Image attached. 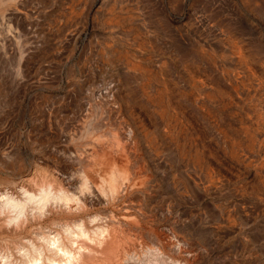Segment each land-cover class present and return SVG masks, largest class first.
I'll return each mask as SVG.
<instances>
[{"label":"bare ground","instance_id":"6f19581e","mask_svg":"<svg viewBox=\"0 0 264 264\" xmlns=\"http://www.w3.org/2000/svg\"><path fill=\"white\" fill-rule=\"evenodd\" d=\"M22 3L0 0V264H222L209 212L202 224L185 209L206 193L198 154L168 123L159 134L128 117L118 81L23 110L50 86L30 69Z\"/></svg>","mask_w":264,"mask_h":264},{"label":"rangeland","instance_id":"374dc122","mask_svg":"<svg viewBox=\"0 0 264 264\" xmlns=\"http://www.w3.org/2000/svg\"><path fill=\"white\" fill-rule=\"evenodd\" d=\"M22 4L26 28L33 24L25 49L37 54L30 69L49 70L36 81L50 86L31 90L23 110L35 95L52 99L118 81L128 117L159 134L168 123L198 154L206 193L185 209L201 223L209 212L214 257L264 264V0ZM126 67H144V78ZM140 82L154 83L155 91L137 92ZM203 177L211 181L209 192Z\"/></svg>","mask_w":264,"mask_h":264}]
</instances>
